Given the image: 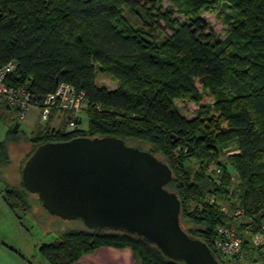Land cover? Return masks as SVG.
<instances>
[{"label":"trees","instance_id":"16d2710c","mask_svg":"<svg viewBox=\"0 0 264 264\" xmlns=\"http://www.w3.org/2000/svg\"><path fill=\"white\" fill-rule=\"evenodd\" d=\"M171 1L181 16L158 0H0V66L16 62L7 84L29 90L35 107L60 82L87 96L88 128H80L81 118L73 130L66 120L53 128V112L25 140L34 146L27 160L42 144L81 136L147 146L173 173L168 189L181 201L189 235L205 242L220 264H232L216 242L220 227L233 226L247 258L264 260V250L250 241L264 219V0ZM125 8L140 15L145 28L163 23L168 33L159 40L132 24ZM225 8L233 14L222 39L203 12ZM98 73L117 87L99 86ZM180 98L198 104L195 117L180 113ZM2 107L12 106L0 101ZM13 128L0 142V165L10 163L12 144L22 140L20 127ZM3 191L12 210L32 207L22 171L18 185L5 183ZM238 210L242 216H235ZM101 247L130 248L141 264H180L137 236L87 228L61 233L38 251L49 264H75Z\"/></svg>","mask_w":264,"mask_h":264},{"label":"water","instance_id":"95a60500","mask_svg":"<svg viewBox=\"0 0 264 264\" xmlns=\"http://www.w3.org/2000/svg\"><path fill=\"white\" fill-rule=\"evenodd\" d=\"M173 179L155 154L111 136L42 144L22 169L26 190L52 215L137 236L180 264H219L184 230L181 201L168 189Z\"/></svg>","mask_w":264,"mask_h":264},{"label":"rangeland","instance_id":"374dc122","mask_svg":"<svg viewBox=\"0 0 264 264\" xmlns=\"http://www.w3.org/2000/svg\"><path fill=\"white\" fill-rule=\"evenodd\" d=\"M162 8L172 9L177 16L179 14L178 8L173 4L171 0H158ZM220 7V6H219ZM141 8L140 6L138 7ZM144 15L143 11L140 10ZM224 13L203 12V16L206 17L210 23L212 30L220 38L225 39L229 33L230 25L227 22V15H232V9L225 8ZM125 16L130 20L132 24L140 28L145 26V23L140 15H134L130 13L129 9L125 8ZM184 18V17H182ZM155 27L145 28L152 32L159 40H162L164 35L168 32L163 29V23L154 24ZM159 25V26H158ZM97 84L106 86L108 89H115L118 85L117 81L111 76L98 73ZM226 93L227 90H226ZM175 105L187 119L195 117L198 113L199 106L194 101L188 98H180L175 100ZM0 142L7 138V134L10 127L14 124L20 123L19 138H22L20 144H12L11 151L9 152L10 163L7 166L0 165V241L8 245L10 248H14L19 251L24 257L28 258L33 264H49L39 254L38 248L43 243H50L54 241L61 233L69 230L86 229V226L81 220H65L46 211L41 203L38 201V197L35 194H31L29 199L32 200V207L29 211L23 212L20 210H12L5 200V183L11 185H18L21 181V171L27 160V156L34 149L32 144L26 142L38 132L44 124L40 122V115L38 107H30L26 119L20 121L15 107L0 109ZM82 123L80 128H88V116L83 112L80 116ZM64 116H57L51 124V127L59 129L64 121ZM14 129V128H13ZM67 129H69L67 127ZM234 146H228L223 148V152L234 149ZM145 150H150L149 147L144 146ZM217 167L216 164L212 166V169ZM231 169V168H230ZM233 173V169H231ZM5 182V183H3ZM219 203L225 206L227 211L228 204L224 199H219ZM184 228V227H183ZM227 263L229 258H224ZM7 262V261H6ZM232 264H264V260H249L245 254V259L242 261H230ZM220 264V263H219Z\"/></svg>","mask_w":264,"mask_h":264},{"label":"built area","instance_id":"2783aa9c","mask_svg":"<svg viewBox=\"0 0 264 264\" xmlns=\"http://www.w3.org/2000/svg\"><path fill=\"white\" fill-rule=\"evenodd\" d=\"M16 62L10 61L0 66V101L15 107L20 121L26 119L30 107L35 106L33 103L34 95L23 87H13L7 84L8 76L15 70ZM36 107L39 109L40 122L46 124L50 120L53 112L56 116H64L69 130L77 127L80 116L87 107V96L85 91L75 86L60 82L56 90L46 95L40 104ZM219 171V170H218ZM243 212L238 210L235 216H242ZM220 238L216 242V249L219 255L226 258H233L235 261L245 259L243 249V236L233 226H223L219 228ZM251 244L264 250V219L258 232L250 238Z\"/></svg>","mask_w":264,"mask_h":264},{"label":"crops","instance_id":"0c3cea01","mask_svg":"<svg viewBox=\"0 0 264 264\" xmlns=\"http://www.w3.org/2000/svg\"><path fill=\"white\" fill-rule=\"evenodd\" d=\"M55 120V119H54ZM53 120V121H54ZM51 122V124L53 123ZM50 124V125H51ZM7 261V262H6ZM0 264H33L19 251L0 241ZM75 264H141L130 248L101 247L81 257Z\"/></svg>","mask_w":264,"mask_h":264}]
</instances>
